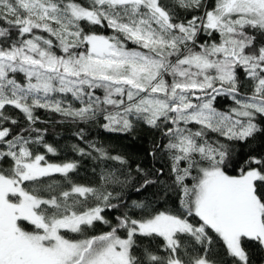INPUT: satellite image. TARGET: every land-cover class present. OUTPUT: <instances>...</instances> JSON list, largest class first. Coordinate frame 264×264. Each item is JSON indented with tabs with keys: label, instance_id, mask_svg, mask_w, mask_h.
<instances>
[{
	"label": "snow or ice",
	"instance_id": "6c2138e0",
	"mask_svg": "<svg viewBox=\"0 0 264 264\" xmlns=\"http://www.w3.org/2000/svg\"><path fill=\"white\" fill-rule=\"evenodd\" d=\"M37 110L146 127L150 167L84 128L50 142ZM257 136L264 0H0V264H252Z\"/></svg>",
	"mask_w": 264,
	"mask_h": 264
},
{
	"label": "trees",
	"instance_id": "16d2710c",
	"mask_svg": "<svg viewBox=\"0 0 264 264\" xmlns=\"http://www.w3.org/2000/svg\"><path fill=\"white\" fill-rule=\"evenodd\" d=\"M250 91V90H249ZM36 115H38L41 120L49 121L47 124H38V127L47 128L48 135L47 138L50 142L53 140L58 141L62 144H70V143H80L77 138L73 135L79 128H84L87 131L89 138L98 139L106 146H109V150L112 153H118L124 155L130 159V163L134 168L137 163H140L142 166H148L149 158L147 156V149L149 147V141L153 138L152 133L146 127L141 126L140 129L136 132L135 136H126L124 134L119 133H106L104 132L98 125L94 124H79L73 125L68 123H55L58 120H61L58 114L55 113H46L43 110H37ZM22 120L23 118L20 117ZM21 123L15 127H22ZM83 147V144L81 143ZM236 150L238 154H243L253 152L255 155L264 154V136H257V138L248 145H240L237 143ZM69 157L75 158V154L68 150ZM63 155L60 157H53V159H63ZM87 163V162H85ZM230 174H235L233 170H229ZM135 176V172H133ZM140 177L136 176V180L132 183L135 184ZM78 182L81 183H95L98 181L92 180L89 178L88 174H83ZM129 194L135 197V193L131 191V186L128 189ZM106 229L103 226L97 228V232L105 231ZM252 264H262L264 262V252L252 250Z\"/></svg>",
	"mask_w": 264,
	"mask_h": 264
}]
</instances>
